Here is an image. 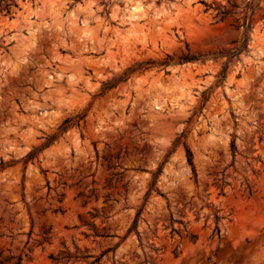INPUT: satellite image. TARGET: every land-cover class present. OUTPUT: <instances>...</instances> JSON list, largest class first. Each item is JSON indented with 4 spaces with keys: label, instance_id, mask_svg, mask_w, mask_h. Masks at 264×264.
<instances>
[{
    "label": "rangeland",
    "instance_id": "1",
    "mask_svg": "<svg viewBox=\"0 0 264 264\" xmlns=\"http://www.w3.org/2000/svg\"><path fill=\"white\" fill-rule=\"evenodd\" d=\"M0 264H264V0H0Z\"/></svg>",
    "mask_w": 264,
    "mask_h": 264
},
{
    "label": "trees",
    "instance_id": "2",
    "mask_svg": "<svg viewBox=\"0 0 264 264\" xmlns=\"http://www.w3.org/2000/svg\"><path fill=\"white\" fill-rule=\"evenodd\" d=\"M224 13H225V12H224ZM242 48L244 49V48H245V45L242 46ZM193 59H196V58L191 57V56H185V57L181 58V60H193ZM128 70H132V69L129 68ZM226 70H227V69L224 68L223 71L220 73V77H221V79H220V81H219L220 83H221L222 80L225 78ZM122 78H123V77H121V79H122ZM113 84H114V83H113L112 81L105 82V83H104V88H105V89H108V88L112 87ZM76 118L82 119L80 116H77ZM74 121H75V118H67V119L63 122V124L61 125V127L59 128L60 131H61V132L65 131L69 126H71V125L74 123ZM181 137H183V135H181ZM179 140H180V139H179ZM179 140L177 139L176 143H178ZM185 147H186V153H187L188 162H189V164L192 166L193 170L195 171V166H194V163H193V153H192L191 149L187 146V144L185 145ZM232 150H233V152L236 151V144H235V142H232ZM35 155H36V151H31L30 153L27 154L26 159H27V160H31V159H33V158L35 157ZM216 230H217L218 232H220L218 228H216ZM192 238L195 239L196 237H195V236H192ZM52 257H53V256H52ZM19 260L21 261V258H19ZM99 260H100V258L97 257L96 260H95L93 263H96V262H98Z\"/></svg>",
    "mask_w": 264,
    "mask_h": 264
}]
</instances>
